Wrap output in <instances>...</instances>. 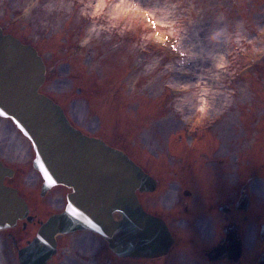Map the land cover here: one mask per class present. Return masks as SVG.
Wrapping results in <instances>:
<instances>
[{
  "label": "rangeland",
  "instance_id": "rangeland-1",
  "mask_svg": "<svg viewBox=\"0 0 264 264\" xmlns=\"http://www.w3.org/2000/svg\"><path fill=\"white\" fill-rule=\"evenodd\" d=\"M0 27L37 49L46 65L41 93L75 127L158 179L156 193L140 195L144 207L176 211L190 171L183 163L193 166L202 208L209 192L217 198L264 167V0H0ZM0 158L15 171L6 183L33 214L46 219L64 210L71 190L41 197L33 146L3 117ZM250 192L251 209L264 214V187ZM204 217L194 229L172 221L177 249L190 246L192 235L202 246L211 242ZM57 240L49 264H200L181 250L167 261L119 259L91 232ZM0 252L4 264H19L2 233Z\"/></svg>",
  "mask_w": 264,
  "mask_h": 264
},
{
  "label": "water",
  "instance_id": "water-1",
  "mask_svg": "<svg viewBox=\"0 0 264 264\" xmlns=\"http://www.w3.org/2000/svg\"><path fill=\"white\" fill-rule=\"evenodd\" d=\"M46 65L37 49L0 27V117L10 119L31 142L41 197L57 186L71 190L60 213L51 214L18 249L19 264H49L58 236L91 232L119 258L156 259L174 244L166 222L145 210L139 195L157 181L124 151L76 128L65 110L41 93ZM15 172L0 158V230L33 222L26 197L5 184ZM239 249V246H238Z\"/></svg>",
  "mask_w": 264,
  "mask_h": 264
},
{
  "label": "flooded vegetation",
  "instance_id": "flooded-vegetation-1",
  "mask_svg": "<svg viewBox=\"0 0 264 264\" xmlns=\"http://www.w3.org/2000/svg\"><path fill=\"white\" fill-rule=\"evenodd\" d=\"M198 144L200 145V142ZM200 146L204 148V145ZM197 148L201 149L199 146L195 149L197 150ZM187 153L190 154V151L187 150ZM187 165L183 163L180 166L182 171L186 169L190 171L181 180L180 204L176 211L161 212L158 208L152 209L151 205L145 206L147 212L162 218L166 222L174 238V244L168 254L147 260L161 259L167 261L170 260L174 250H181L178 252L179 254H182L183 251L190 261H199L200 264H264V214L260 212L255 214L254 209H251L252 195L250 192L254 190L255 184H258L261 189L264 187V167L261 165L254 167V170L259 171L261 175L257 172H253L249 176L245 175V177L241 175L240 181L235 184V187L222 188L220 191L223 192L217 198L211 193L212 191L209 192L206 195L209 198L204 197L208 200V205L202 208L200 202H194L196 196L195 188H193L194 179L189 178V175L193 174L194 171L192 170L193 166L190 168L186 167ZM147 173L149 174V171ZM155 179L158 183V179ZM231 190L234 192L233 194ZM156 192L157 190L147 193V196ZM26 200L29 204L28 199ZM29 208L30 215L34 217L33 222L21 221L12 229L0 231L4 239L10 242L12 251L16 256H18V249L23 247L24 243H27L33 236L30 234L37 233L40 223L47 219H40L33 214L31 204H29ZM201 216L209 219L210 227L209 224L206 227L215 232L211 242L202 246L192 235L188 239L191 242L188 244L190 246L177 249L176 245L180 244L181 241L178 236L173 234L172 221H184L186 223L185 229H194L195 222L201 220L199 219ZM30 227L32 228L30 229ZM24 232L26 234H23Z\"/></svg>",
  "mask_w": 264,
  "mask_h": 264
},
{
  "label": "bare ground",
  "instance_id": "bare-ground-1",
  "mask_svg": "<svg viewBox=\"0 0 264 264\" xmlns=\"http://www.w3.org/2000/svg\"><path fill=\"white\" fill-rule=\"evenodd\" d=\"M202 105V104H201ZM203 106V105H202ZM22 151H24L22 148L20 149V153H22ZM0 264H4L3 260H2V255L0 252Z\"/></svg>",
  "mask_w": 264,
  "mask_h": 264
}]
</instances>
